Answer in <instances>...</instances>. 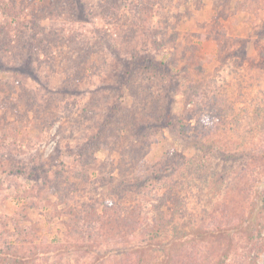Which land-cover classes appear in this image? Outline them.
<instances>
[{
  "label": "rangeland",
  "instance_id": "1",
  "mask_svg": "<svg viewBox=\"0 0 264 264\" xmlns=\"http://www.w3.org/2000/svg\"><path fill=\"white\" fill-rule=\"evenodd\" d=\"M263 195L264 0H0V264H264Z\"/></svg>",
  "mask_w": 264,
  "mask_h": 264
},
{
  "label": "trees",
  "instance_id": "2",
  "mask_svg": "<svg viewBox=\"0 0 264 264\" xmlns=\"http://www.w3.org/2000/svg\"><path fill=\"white\" fill-rule=\"evenodd\" d=\"M261 209L264 211V195H263V197H262V199H261ZM168 244H165V245H162V246H167ZM146 246H148L147 244L146 245H144V246H141V247H139V246H137V249L135 250V251H142V250H144L145 248H146ZM161 245H159L158 247H160ZM153 248H158V247H156L155 245H153L152 246ZM132 248V247H131ZM131 248H127V249H125V251H127V252H130L131 253ZM162 249H164L165 247H161Z\"/></svg>",
  "mask_w": 264,
  "mask_h": 264
}]
</instances>
